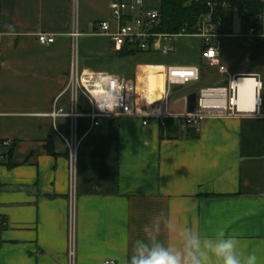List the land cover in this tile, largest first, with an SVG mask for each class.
Here are the masks:
<instances>
[{
  "label": "crops",
  "instance_id": "crops-1",
  "mask_svg": "<svg viewBox=\"0 0 264 264\" xmlns=\"http://www.w3.org/2000/svg\"><path fill=\"white\" fill-rule=\"evenodd\" d=\"M75 1L0 0L1 33L5 25L15 29L1 36L0 141L13 149L3 156L9 147L0 148V264H68L72 239L77 264H129L143 225L161 210L204 235L225 228L241 251L255 252L264 264V40L242 46L244 20L226 7L213 38L218 60L203 57L199 35L176 36L171 53L126 56L94 32L102 20L117 28L111 9L117 0H77V19ZM160 5L143 0L140 10ZM75 27L80 69L124 75L140 112L184 113L189 94L238 76L261 81V104L253 111L254 80L241 78L239 109L248 112L207 116L199 128L126 116L87 132L89 122L81 120L86 128L72 187L69 147L57 131L70 134V119L52 114L71 108L66 86ZM39 33L56 40L42 44ZM170 66L198 67L199 78L172 92Z\"/></svg>",
  "mask_w": 264,
  "mask_h": 264
},
{
  "label": "built area",
  "instance_id": "built-area-1",
  "mask_svg": "<svg viewBox=\"0 0 264 264\" xmlns=\"http://www.w3.org/2000/svg\"><path fill=\"white\" fill-rule=\"evenodd\" d=\"M142 5L143 0H117L113 2L111 9L114 18L118 22L117 28L115 30L112 29L110 20H102L95 25L94 32L107 35L112 40L113 46L117 51H121L128 46L129 49L139 52L159 51L163 53H171L175 50L174 39L176 36L199 35L204 43L203 57L212 61L218 60L219 49L213 44V38L214 36H218V34L216 26L211 22L212 14L203 20L195 34L188 33L185 30L179 34H167L154 30L159 22V8L140 10ZM74 16L77 19V0L75 1ZM262 18H264V12L258 18V23L253 22L252 19V25L240 36L242 46L250 48L256 40H264V32L259 27V25L261 26ZM70 35L72 37V64L66 91H69L71 94L72 111L67 113L65 109L58 108L53 112L52 116L54 118L59 116L71 117L70 134H65L59 129L57 131L69 147L72 187L75 184L79 149L83 136L79 134L81 120L89 122L87 132H90L93 128L100 126L109 119L126 116L142 117L144 124H147L153 118H173L185 127L194 126L199 128L200 122L207 116L223 117L243 112L238 108L239 89L235 85L236 80L241 76L229 78L228 85L201 89L194 112L186 111L184 113L173 114L166 109L154 113L140 112L129 95L128 82L124 75L110 72L89 73L80 69L79 37L81 33L75 27ZM37 38L42 44H52L56 40L55 34L48 33H39ZM219 68L222 71H226L223 65H220ZM198 78V67L170 66L168 68L169 90L174 85H186ZM254 79L256 80V77ZM257 82L256 97L259 99V106L261 104L262 84L261 81ZM10 144V141H0V148L9 146ZM68 264H77L74 239H72L68 251ZM102 264H116V262L112 259H107Z\"/></svg>",
  "mask_w": 264,
  "mask_h": 264
},
{
  "label": "clouds",
  "instance_id": "clouds-1",
  "mask_svg": "<svg viewBox=\"0 0 264 264\" xmlns=\"http://www.w3.org/2000/svg\"><path fill=\"white\" fill-rule=\"evenodd\" d=\"M15 35L13 25H5ZM143 236L134 241L129 264H258L255 252L244 253L240 240L225 228L212 235L202 234L198 226L181 223L161 210L143 225Z\"/></svg>",
  "mask_w": 264,
  "mask_h": 264
},
{
  "label": "trees",
  "instance_id": "trees-1",
  "mask_svg": "<svg viewBox=\"0 0 264 264\" xmlns=\"http://www.w3.org/2000/svg\"><path fill=\"white\" fill-rule=\"evenodd\" d=\"M226 7H231L241 14L246 29L252 25V19L253 22L258 23V18L264 12L262 0H161L159 22L154 30L167 34H179L185 30L195 34L199 25L210 14H212L211 22L217 30ZM259 27L261 28L260 25ZM137 52L139 51L129 49L128 46L121 50L122 55L126 56ZM85 128L84 121H81L79 133L84 132ZM3 148H8V151L2 155L10 156L12 146H3Z\"/></svg>",
  "mask_w": 264,
  "mask_h": 264
},
{
  "label": "water",
  "instance_id": "water-1",
  "mask_svg": "<svg viewBox=\"0 0 264 264\" xmlns=\"http://www.w3.org/2000/svg\"><path fill=\"white\" fill-rule=\"evenodd\" d=\"M228 83H229V81L226 80L222 85H228ZM180 89H181L180 85H174V86H172L171 91L176 92ZM197 102H198V94L195 92L189 94L188 99H187V111L188 112H194L196 109V106H197Z\"/></svg>",
  "mask_w": 264,
  "mask_h": 264
},
{
  "label": "bare ground",
  "instance_id": "bare-ground-1",
  "mask_svg": "<svg viewBox=\"0 0 264 264\" xmlns=\"http://www.w3.org/2000/svg\"><path fill=\"white\" fill-rule=\"evenodd\" d=\"M241 78H250V79H253V80H254L255 109H254L253 111H255V110H256V106H258V104H259V99L256 97V86H257L258 82H257L253 77H250V76H247V77L242 76V77H240V78H239L238 80H236V82H235V85H237V86H238V89H239V96H240V86L238 85V81H239ZM222 97H223V96H222ZM222 97H220V98H222ZM237 102H238V108H239V98H238ZM239 110H241V109H239ZM242 111L248 112V111H246V110H242ZM249 112H252V111H249Z\"/></svg>",
  "mask_w": 264,
  "mask_h": 264
},
{
  "label": "rangeland",
  "instance_id": "rangeland-1",
  "mask_svg": "<svg viewBox=\"0 0 264 264\" xmlns=\"http://www.w3.org/2000/svg\"><path fill=\"white\" fill-rule=\"evenodd\" d=\"M188 87V85H185V86H182V88H181V91L182 90H184V89H186ZM262 95L264 96V91L262 92ZM70 107L71 108H69L70 109V111L69 112H67V113H70L71 111H72V99H71V94H70ZM68 117V116H67ZM69 119H70V125H71V117H68Z\"/></svg>",
  "mask_w": 264,
  "mask_h": 264
}]
</instances>
